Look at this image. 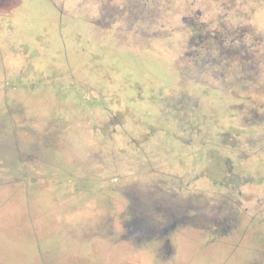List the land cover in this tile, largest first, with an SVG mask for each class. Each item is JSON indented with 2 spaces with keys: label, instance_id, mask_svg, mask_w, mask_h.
<instances>
[{
  "label": "rangeland",
  "instance_id": "374dc122",
  "mask_svg": "<svg viewBox=\"0 0 264 264\" xmlns=\"http://www.w3.org/2000/svg\"><path fill=\"white\" fill-rule=\"evenodd\" d=\"M0 264H264V0H0Z\"/></svg>",
  "mask_w": 264,
  "mask_h": 264
},
{
  "label": "flooded vegetation",
  "instance_id": "af4514ba",
  "mask_svg": "<svg viewBox=\"0 0 264 264\" xmlns=\"http://www.w3.org/2000/svg\"><path fill=\"white\" fill-rule=\"evenodd\" d=\"M220 46H222V45H220ZM222 47H224V45Z\"/></svg>",
  "mask_w": 264,
  "mask_h": 264
}]
</instances>
